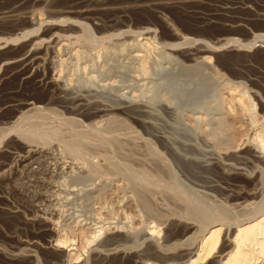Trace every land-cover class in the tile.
<instances>
[{
  "label": "rangeland",
  "instance_id": "rangeland-1",
  "mask_svg": "<svg viewBox=\"0 0 264 264\" xmlns=\"http://www.w3.org/2000/svg\"><path fill=\"white\" fill-rule=\"evenodd\" d=\"M24 1L0 3L34 22L0 17L2 38L31 31L0 58L33 37L42 60L36 74L9 68L0 80V264H93L113 234L127 257L162 243L188 210L241 217L264 208V0ZM15 103L40 105L46 117L16 121V134ZM235 165L243 183L257 175L248 207L224 193ZM58 238L60 258L49 247Z\"/></svg>",
  "mask_w": 264,
  "mask_h": 264
},
{
  "label": "bare ground",
  "instance_id": "bare-ground-1",
  "mask_svg": "<svg viewBox=\"0 0 264 264\" xmlns=\"http://www.w3.org/2000/svg\"><path fill=\"white\" fill-rule=\"evenodd\" d=\"M7 1H9V0H0V3H5ZM21 1H24V0H20V2ZM36 1H38V0H36ZM24 2H26V1H24ZM155 3H156V1H155ZM16 6L17 5L15 4V5L10 6V7L9 6H7V7L4 6L3 8L0 7L1 8L0 9V17H6V16H8L10 19H13V20H17V17H23V19L26 21V24L25 25L31 26L32 24H34L33 20L29 17V15H27V13L26 14H22V15L17 14ZM84 10H85V8H84ZM54 27H55V24L53 22L51 23V21H50V24H49V26H47L44 34L45 35L51 34L52 29ZM23 29L24 28L15 29V31H13V32L10 33L11 36H9V37H5V38L0 37V49L4 48L10 42L17 41V40H19V39H21L23 37H27L29 34H31V31L30 30L27 31V30H23ZM19 30H21V31H19ZM53 32H54V30H53ZM44 34H42V35H44ZM50 37H51V35H50ZM35 39H37V38H35ZM35 39L33 37L26 38L25 39V42L23 43L22 49L19 52L14 53V54H10V55H5V56H3V57L0 58L1 65H3V67L5 66L4 67L5 70L2 73H0V80L1 79H5L6 75L9 74L8 71H6L9 68H11L9 72H11L12 70L13 71L16 70L19 73V75L21 77H23V78L29 77L30 75H33V73L37 72L35 70H38L37 67H38L39 61L41 60V56L39 55V53L41 52V49H40L41 47H40V45L39 46L38 45H35V44H37V42L35 41ZM48 40H47V42H48ZM50 40L52 41V39H50ZM231 40H233V39H231ZM255 40H256V36H255L254 41ZM252 41H253V39H252ZM41 42H43V40ZM228 42H231V41L228 40L226 42L224 41V43L222 42L223 44H221V47L223 45H225V46L226 45H229ZM232 42H234V41H232ZM44 43H46V41H44ZM250 44H252L251 41H250ZM46 46H47V44H46ZM48 46H49V44H48ZM73 65H75V64H73ZM14 73H16V72L14 71ZM40 74H39V76H40ZM46 75H48V74H46ZM17 76H18V74H17ZM49 78H50V76H49ZM53 79L51 81L52 83L54 81ZM37 80L39 81L40 79H37ZM46 81H48V80L46 79ZM50 96L51 97H54L55 95L53 96V94L51 93ZM59 97H62V96H60V94H59ZM232 99H233V101H236L239 105L241 104L242 106H244V103L246 101L244 99V97L241 96V95L240 96L239 95L238 96H235V98H232ZM59 100H63V99L61 98V99H58V101ZM20 103L19 104L15 103V105H16L15 108H17L16 110H18L17 112L20 113V114L18 116H16L15 121H13L14 122L13 123L14 125L16 124V126H17V122L18 121L20 122L19 125H21V124L24 123L22 121H26L28 123V120H31V121L40 123L41 120H44V118L46 117L45 116V114H46L45 112L46 111H44L46 109L43 108V107H41L40 105L39 106L38 105L37 106H34L32 109H31V107H29V110H27L28 108H26V110H25V109H22L24 107V105L21 106ZM35 103L36 102L29 103V104L36 105ZM76 105H78V104H76ZM72 107H74V106H72ZM72 107H71V109L73 110ZM75 107H74V109L77 108V107L76 108ZM78 107L81 108V105H78ZM81 110H83V109H81ZM81 110L78 111V108H77V111L78 112H80ZM83 111H85V110H83ZM88 111H90V110H88ZM99 112H100V110H99ZM94 113H96V112L94 111ZM235 113H236V111H235ZM91 115L93 116V114H91ZM29 123H31V122H29ZM11 124H12V122H11ZM13 124H12V126H14ZM16 126L11 127V129L14 128L13 130L17 134L19 132H17L15 130V128L16 129H19V128H18V126L17 127ZM21 127H23V126H21ZM31 127H32V125H31ZM36 129H37V127H36ZM0 130H2V129L0 128ZM23 130L24 131L26 130L25 131L26 133H24ZM23 130H21V131H23L22 133H24L23 135L25 136V138L26 137L29 138L30 136L32 137V134H33L32 132L29 133V130L27 131V129L25 127H24ZM7 131L9 133V130H7ZM7 131H5V132H7ZM109 133H110V131H109ZM0 134H2V133H0ZM20 134H21V132H20ZM35 134H36V132H35ZM82 135H84V134H82ZM19 136L16 137V139L19 138ZM80 136H79V139H81ZM85 136H86V134H85ZM113 137H115V136H113ZM257 137L260 138V142L261 143L260 142L259 143L262 144V146L264 147V133L262 131H260L258 133ZM30 139H28L27 142H29ZM13 140H14V137H13ZM15 142H16V140H15ZM27 142H25V143H27ZM10 145H12V143ZM15 145L16 144H14V146ZM27 145L29 146V144H27ZM27 145H25L23 147L26 150V153H28V154L34 153L35 154V152H33V150L29 149L30 146L28 147ZM4 146H7L6 151H4V153H7V152L9 153L11 151V149L9 148L8 144H6ZM74 147H75V145H74ZM79 147H81V146H79ZM77 148H78V146H77ZM33 149L36 151V149L34 147H33ZM78 149L81 150L83 148L81 147V149L80 148H78ZM4 153H3V155H5ZM0 154H2V153H0ZM36 154H37V152H36ZM22 158H24V157L22 156ZM26 158H27V156L25 155V158L24 159H26ZM31 159H30V161H31ZM214 164H216V162H214ZM217 164H219V163H217ZM221 164L223 166L226 165V164H223V163H220L219 165L221 166ZM212 166H213V164H212ZM214 166H216V165H214ZM214 166L212 168H214ZM220 166H218V167H220ZM239 166H238V168L236 166V170H235V168L233 169L235 171H234V174L232 173L233 175H231L235 179L234 180H231V181L228 179L229 180L228 182L226 180L227 183L224 182L226 184V186L225 187L223 186L224 187L223 189L226 190V191L224 190V193L227 194V197L229 199L228 201H230V200L233 201V202H231L232 205H236L237 206V205H244L245 204L244 206H247L248 207V202L253 201V197L255 196V194H254L255 191L253 190L255 188H253L252 186L253 185L256 186V184H257V183L255 184V178L257 177V175L254 174L256 176L255 178H253V177L250 178L247 175L250 179L248 180V182L246 181V182L243 183V181L240 180V178H239V177H244V175L241 173V170L243 169V167L241 168ZM221 168H222V170H226V169H224V167H221ZM225 168H227V167H225ZM228 168H230V166H228ZM215 169L217 170V173H218V169L217 168H215ZM213 171H215V170H212V173H213ZM228 171H229V169H228ZM228 171H227V173H228ZM231 171L229 172L230 174H231ZM209 173H211V172H209ZM213 174H216V173H213ZM218 176H219V174H218ZM216 177H217V175H216ZM227 177H229V176H227ZM225 178H223V179L221 178V179L224 180ZM244 179H247V178H244ZM152 181H154V180H152ZM158 184H159V180H158ZM251 198H252V200L248 201ZM183 202H185V201H183ZM253 203H254V201H253ZM254 204H253L252 208L253 207H256L257 205H259V203L258 204L256 203L255 205ZM263 204H264V202H263ZM261 206H260V208H261ZM252 208H249V210H251ZM190 209H191V207H190ZM257 209H258V207H257ZM257 209L255 208L252 211H254V210L256 211ZM248 211L247 212L245 211L246 214H244V216L242 214H240V215H242L241 216L242 218H241L237 214L236 215L229 214L228 212L223 211V210H221V211L218 210V212H215L214 211L215 213L212 212V215L209 213L211 216L209 214H206V216H209V217H206V216H204V215H202L200 213H197L195 211L193 212V211H189L188 210V211H186V212H184L182 214L183 216H181V219H182V217H184V218H186V220L184 218H183L184 219L183 221L179 220L181 222H177V221L173 222L171 220V223L172 222L173 223L166 228L165 235H164L165 237H164L162 243H160V244L158 243L159 245L158 244L156 245L154 243V240H153L154 237H153V239L151 238L153 240V243L151 242V243L147 244L148 243L147 242L146 243V248L144 250H141V252L138 251V252H133V253H130V254L127 252V254H129V256L126 254L127 257H124L123 256L124 252H122L121 249L118 248V247H120L122 245L121 239H120V234H115V235L113 234L112 236H109V237L107 236L108 238H106V242L104 243L107 248L105 247L106 249H104V251H103L105 253L100 254L99 255L100 257L97 258V261H95L93 264H264V259H263V257H264V208L261 209L260 211L257 210V212L254 211V213L251 212V214H249ZM198 222H199V224H202L201 226H203L204 228H202V229L200 228L199 229L200 231L198 230L200 233L199 232L198 233H195L197 231L196 224H198ZM178 223L180 224L179 226H177ZM39 224H41V223H39ZM201 226H198V227H201ZM177 227H179V228H177ZM152 231H153V233H154V231H155V233H158L159 230L158 229H155V230L152 229L151 232ZM194 237L196 239L192 240V238H194ZM189 238L191 240H189ZM152 240H150V238H149L148 241H152ZM27 243H28V245L29 244L30 245L34 244V243H30V242H27ZM65 243H66V241L64 239L58 238V240H56L55 243L50 244L49 247L60 258L59 255H61L62 249H63ZM154 244H155V246H154ZM13 254H8V257L9 258H12L13 257ZM13 259H14V257H13ZM68 264H79V263H76V261H74V262H71L70 261V263L68 262Z\"/></svg>",
  "mask_w": 264,
  "mask_h": 264
}]
</instances>
